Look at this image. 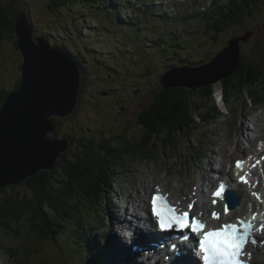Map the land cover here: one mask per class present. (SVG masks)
<instances>
[{
	"label": "rangeland",
	"instance_id": "obj_1",
	"mask_svg": "<svg viewBox=\"0 0 264 264\" xmlns=\"http://www.w3.org/2000/svg\"><path fill=\"white\" fill-rule=\"evenodd\" d=\"M21 3H18V5L25 6L27 10V14L29 15L31 19V23L34 27V33L37 35H45L48 37L50 43L54 44H62L61 41H70L74 43L73 39L68 38V32H67V26L70 25L69 32L75 33V39L80 34H82V29H78L75 26H73V21L77 17L86 19L84 17V13L77 12L76 7L74 5L79 4L81 0H68L65 2L67 4V8L64 9V12H60L58 7H54L53 9L50 8L48 5L52 3L50 0H19ZM227 0H222V3H225ZM98 4L100 6L102 5V1L100 2L97 0ZM87 4H91L90 2H86ZM85 3V4H86ZM130 3V4H129ZM53 4V3H52ZM212 7H216L215 4L212 1ZM17 5V6H18ZM258 5H260V8L258 10L256 9V6H253V13L255 15L254 18H250L247 21H244V24L241 25H233L230 28H227L226 31L222 34H220L218 41L216 43L211 42L210 44V51L208 53L209 59L213 57L215 54H217L224 46L229 47V42L234 38L232 36L239 35L244 32H246L248 29L253 30L258 28L261 30L264 34V0H259ZM131 7L130 0H111L110 1V8L111 10L116 14L119 15L120 13L127 12ZM224 10V9H223ZM138 12L141 13V20L140 22L138 18H136L135 22H130L125 25H122L119 23L117 18L112 15L110 16L106 11H97L100 19L102 20V24H107L110 31H105V27L102 29H94L96 32L102 34L98 35L97 37L92 34L88 33L87 35H83V43L85 46L87 44L95 43L97 44L95 47V55H93L89 62H85L87 66L88 71V83L86 92L83 95V103H86L83 108L80 110L78 109L77 112L73 117H68L62 120L60 130L58 131L57 135L59 137L64 136L66 134L74 135L75 137H79L81 134L86 135L87 137L90 136L92 138V145L93 147L99 146V143L106 141L105 138H108L109 140L112 139L116 142H114L115 146H129V143H133L135 139H140L144 135V131L141 134L135 133L140 132L141 128H136L134 126V122L139 121L138 115L140 117L141 114H143L141 111L145 110L149 102H154L155 96H156V86H160L158 75L164 70L165 68V61L166 57L167 62H180L182 57L185 54H196L200 51H202L201 55H196V59L198 60V57L201 59L205 57L206 48H209V43H205L207 45H197L200 43V39L203 37L202 35V27L206 24V21L204 20H197V21H188L184 26H182V30H187L188 39H191V42H184L182 39H176L175 34L172 33V26L169 28H165L162 25L163 30H160L161 27H157L158 25H161L157 21L152 20V14L151 10L146 9H137ZM246 12H249L247 9ZM258 13V14H257ZM154 15H159L157 13H154ZM132 19V18H130ZM73 20V21H72ZM258 20V25H257ZM108 21L109 24L106 22ZM98 23V22H97ZM79 24V23H78ZM87 24H92V21H88ZM120 26L121 29L118 26ZM80 26V25H79ZM128 27H131V29H128ZM84 28V27H83ZM12 29V27H11ZM10 29V30H11ZM193 35L196 34L195 37L189 36V32H193ZM183 34H186V32H183ZM181 34V37H184V35ZM35 35V36H37ZM63 35L66 37L63 38ZM186 35V36H187ZM212 34H209L211 36ZM162 36L165 37V42H160L156 39L161 38ZM74 38V36H72ZM98 37H101L100 39ZM97 38V39H96ZM18 40L15 39H8L3 38L0 40V82L10 77L12 74H16L17 78L21 77V71H19L20 64L22 63L23 56L19 50V48L16 45V42ZM64 46L71 48V50L75 51V53L81 57H87L89 58L92 53L88 52V50L84 46L80 45H72L65 43ZM200 49H199V48ZM246 46L243 44L242 49ZM103 52H101L100 50ZM256 52H259V55L257 59L255 58V55H252L251 57L256 60L259 64L262 63V59L264 57V36L260 37L256 40L254 48ZM19 50V51H18ZM167 50L170 52L166 54ZM106 53V54H104ZM166 54V56H165ZM117 55V56H116ZM95 58V60H94ZM108 60V61H107ZM109 62H112L110 66L113 68V72L108 67ZM139 68V69H137ZM144 70H141V69ZM136 70L139 72V74L136 76L137 81L140 82L143 86V90H141L137 96L132 95V92L136 90L135 88V82L132 81L129 83V92L127 91V80L131 77H124V75L127 74H133V79L136 75ZM147 70V71H145ZM151 70V71H149ZM109 73V74H108ZM116 75L117 78H114ZM122 75V76H121ZM110 77V78H107ZM99 78H103L107 81H104V83H100L98 81ZM129 79V80H131ZM125 82V83H124ZM10 88V86H7ZM4 83L0 84V94H8L12 91V89H8ZM14 87V86H12ZM104 87L106 89L110 88H119L120 95L122 98H124L126 94V98L124 100H120L117 95H111V97L108 98V100L111 102V106L116 108L117 110H114L109 106V103L103 99L100 93L104 90ZM161 87V86H160ZM220 85L217 83L214 85V90L216 93L220 90ZM131 92V94H130ZM129 93V94H128ZM127 97L129 99H127ZM135 99V100H134ZM6 100H8V95ZM103 100V101H102ZM217 105L219 106V102L215 99ZM211 103L214 105L213 100ZM200 104V103H199ZM246 105V106H245ZM5 106V105H4ZM3 107H0V115L3 110ZM235 107V108H234ZM249 105L245 104H237V102H233L230 106L225 105V107L222 108V112L224 113L223 116H219V118L213 123V128L215 129V134L211 137V144L212 149L211 152L207 154L208 157H203L201 161L204 163V167L200 168L198 170V175L207 172L208 168L211 167L210 163L213 162L215 166H218V163L222 158H225V161H222L220 163V166L222 164H225L227 162V158L229 157L228 151L229 147L230 150H232V156L230 154V160L233 159V157L236 156V158L242 156V152L239 151V148L237 146V149L233 148V143H231L230 138L235 140L234 134L229 131L226 127V121H232L234 126H237L242 123L245 116V122L249 126V130L253 132L251 133V137L257 133H264V108H258L254 109L256 110L255 113L252 114L253 108H250L248 110ZM238 111L243 110V114H235L232 116V111ZM121 111H123V116H120ZM199 119V118H198ZM50 120L52 123H54L52 116L50 117ZM119 121H127L124 123H119ZM255 121V124L252 128V123ZM203 122H211V119H208L207 121L200 120L199 126H205L208 124H203ZM87 127V129H85ZM124 134V141L122 142V139H118L121 134L118 132H121V130H128ZM134 130H132V129ZM206 127L205 129H207ZM103 130V131H102ZM262 130V131H261ZM227 132V134H226ZM114 134V135H112ZM185 134L179 133L175 138L172 139L171 142H165V143H158L156 146H152L151 150L152 152H156L161 146L163 148L161 150H158L156 153V157L152 159V161H149L147 164H144L142 159L136 161V170L133 172H127L126 170H117L115 172H112V181H106L105 187H103L105 190H107L111 196H113V202L110 203V205H107L108 207L101 206L99 207L102 209V213H104L108 218L109 215L105 213V211L108 212V208L115 209V213H117V207H122L121 205L127 206L130 204V202H134L137 200L135 197H137V188L141 186L140 184L144 183L148 185L149 181H152V185L157 184L163 174L165 173V168L170 166L172 164V161H175V158L171 159L170 161L162 162V160H166V157L172 154V152L175 150L177 153L179 151L184 150V152L188 153L190 150L194 153V151L197 150V148L200 151V147L198 145L200 138H206V136L200 137V132L198 134L193 135L190 138L184 137ZM108 136V137H107ZM117 136V137H115ZM227 136H229V141L227 140ZM101 138L103 140H101ZM206 138V140H208ZM251 139V138H250ZM79 138L76 139L78 142ZM180 141V144H177L175 146V149H171L169 145L177 143ZM229 143V147L225 143ZM256 138H253L251 140V144L253 145L256 143ZM225 142V143H224ZM240 142V141H239ZM224 143V144H223ZM240 144H242L240 142ZM239 144V146H240ZM197 145V147H196ZM221 145H222V151H221ZM244 145V143H243ZM255 145V144H254ZM148 148V147H145ZM81 150L85 151V148H81ZM78 151V148H76L75 152ZM237 151V152H236ZM230 152V151H229ZM145 152L144 154H146ZM74 153L69 152V155L71 156ZM260 155V154H259ZM109 157H111L109 155ZM115 164L116 161H113ZM165 165V167H164ZM219 166V167H220ZM217 167V168H219ZM212 171H216L215 167L211 168ZM210 169V171H211ZM52 170H55L53 168ZM211 171V172H212ZM178 176V171L175 173V176ZM57 176H61V174H57ZM218 176V173L216 172V177ZM171 177V176H170ZM216 177H211L210 179H215ZM58 180H61L59 178H52L51 184L52 186L54 184H59ZM186 180V179H185ZM189 181V189H191V186L194 181V177H190L188 179ZM68 182L64 181V190L60 191L57 188V191H59L62 194L63 197V206H61L62 211H66L70 214V218L68 219L69 222L73 223V216L74 210L73 206L76 204V201L73 200V197L69 195V190L66 188ZM85 193L87 194L91 189L92 186L85 185ZM185 191H189L185 189ZM115 201V203H114ZM145 199L142 200L139 204H134L136 208L141 209L139 206H144L146 208ZM121 205H118V204ZM48 205V202L45 203V206ZM48 207V206H47ZM126 213H136V208H132L129 210V207H122ZM105 209V210H104ZM129 210V211H128ZM58 213H60L59 210H57ZM51 214L55 215V213L50 212ZM125 213V214H126ZM124 214V217H125ZM26 216H32V214H29L26 211ZM58 220L59 218H65L68 214L61 216L58 214ZM90 218L92 220L97 219V215L95 213H89L86 215V218ZM129 217V215L127 216ZM107 218V219H108ZM28 217L24 218L23 220H20L18 222L17 231L24 235L27 239V241L30 240V237H33L31 242H29V247L31 248V253L33 254V260L36 263L39 264H76V260H82L78 259L77 254L74 252L75 248V242H71L69 240L68 234L64 235L63 233V224H60L59 230L60 232L57 233H49L47 232V235L45 232H41V227L43 218L37 217L33 220L28 221ZM51 219L53 222L57 221L53 216H51ZM28 223V224H27ZM3 230V229H1ZM7 231V230H5ZM28 231V234H27ZM14 235L15 232H12ZM62 234V235H61ZM110 234V233H109ZM118 237L119 233L115 232L113 235ZM1 235V231H0ZM60 235V236H59ZM111 235V234H110ZM18 236V235H17ZM30 236V237H29ZM74 237V236H73ZM6 238L7 246L6 249H3L2 246H0V264H10L11 259L8 255L7 248L10 246H18L20 245L21 239L19 237L14 238L11 236H4ZM73 240V239H72ZM74 244V245H73ZM1 245V244H0ZM263 245V244H262ZM263 248V247H262ZM25 249L29 255V249L27 246H25ZM112 250V249H111ZM113 251H117V249H114ZM21 252V251H20ZM262 259V256L256 252L255 253V260H257V264L260 263V260ZM2 261V262H1ZM112 261V259H111ZM113 262V261H112ZM12 264H16L13 262ZM35 264V263H32Z\"/></svg>",
	"mask_w": 264,
	"mask_h": 264
},
{
	"label": "trees",
	"instance_id": "obj_2",
	"mask_svg": "<svg viewBox=\"0 0 264 264\" xmlns=\"http://www.w3.org/2000/svg\"><path fill=\"white\" fill-rule=\"evenodd\" d=\"M53 1L55 5L52 3L48 5L52 9L62 5L67 0ZM83 1L90 2L91 0ZM258 2L259 0H231L226 5H223L220 1L217 2L216 0V7H212L207 13L209 15L207 19L209 23L202 28V35L209 42L207 56L210 51L211 42L216 43L220 34L224 33L227 28L232 27L234 23H243L246 16L244 13L247 10L245 7L249 10L247 13L249 18L255 17L253 6H256L258 10L260 8ZM18 3H21V1L0 0V39L5 37L18 40L16 42L17 47L21 40L19 34H17L19 31L15 16L18 10ZM118 27L120 28V26ZM128 29H131V27H128ZM120 30L124 31L121 28ZM252 31V37L243 43L246 47L243 49L241 47V57L238 65L219 84L228 105L234 101L242 100L245 101V104L249 105L248 110L250 108H257V106L258 108L264 106V57L260 64L251 57L255 55L257 59L259 52H256L253 48L256 40L264 36V34L257 28H253ZM183 32L181 33L183 34ZM193 33L195 31L189 32V36L195 37L196 34L193 35ZM209 34L212 35L209 36ZM183 35L186 36L187 33ZM56 45L62 47L59 44ZM19 71H21V75L23 76L21 64ZM208 73L211 74V69ZM22 76L17 78L16 74H12L5 80L3 78L0 84L4 83L6 87L10 86V88H7L12 89V91L17 90L21 87ZM124 77H131V74L126 73ZM129 79L126 81L127 83L130 81ZM98 81L104 83L107 80L99 78ZM186 82H194V80L187 79ZM155 89L156 96L154 102H149L146 109L141 111L143 114L140 117L138 115L139 121L134 122L136 128H141L145 132L144 141L138 143L134 141V143H131L130 149L126 147L123 153L115 155L110 152L112 144L109 141H103L99 143V146L93 147L90 139L82 137L77 142L76 139L78 136L73 137V144L68 146L55 162V170L52 171L47 167L46 169L39 170L36 174L27 176L21 184L0 186L1 233L3 230H7L3 231V233L11 235L10 230H17L19 228L18 222L27 217L29 218L28 221H34L35 218L42 217L43 226L41 229L49 233H56L60 225L50 219L44 206L48 202V206L55 207L59 210L61 216L68 214L61 209V206H63V197L57 191V188L60 191L64 190V181L68 182L66 188L69 190V195L76 201V204L73 206V210L76 211L78 201L83 202L84 198L93 199L100 196L106 181H112V170L108 166L110 161L109 155H112L117 160L116 166H118L120 163L122 164L126 161V155H132L140 147H143L144 144L153 141L152 135H155L158 140L161 138L166 140L168 137L172 138L174 133L177 132L175 130L178 129L181 133L184 130L183 134L190 136L192 131L200 128L197 120L198 117L202 121L211 119L210 124H212L220 115L222 116V111L214 101L213 93L216 90H214V84H206L197 88H193L191 85L168 87L165 84L163 87L156 86ZM104 91H107L110 95L121 96L119 88L106 89L104 87ZM7 95L0 94V107L6 104ZM212 100L214 105L211 103ZM208 105H211L210 109L207 108ZM57 132L53 136H56ZM82 147L85 148V151L81 150ZM76 148H78L77 152H75ZM69 152L74 154L70 156ZM115 170L116 167L113 171ZM57 174H61L62 177L57 176ZM54 176L61 180H58L59 184L52 186L51 181ZM85 185L92 186V189L87 194L84 189ZM7 187H10L11 190ZM26 211L32 214V216H26ZM17 235V237L20 236V234ZM93 240H97L95 236ZM106 248H108V245H103L102 249L104 251H106ZM28 249L31 254V248L29 247ZM10 254L19 259L28 260L30 258L26 250L19 252V250L13 249ZM84 259L88 264H92L87 254ZM22 264H27V262Z\"/></svg>",
	"mask_w": 264,
	"mask_h": 264
},
{
	"label": "water",
	"instance_id": "obj_3",
	"mask_svg": "<svg viewBox=\"0 0 264 264\" xmlns=\"http://www.w3.org/2000/svg\"><path fill=\"white\" fill-rule=\"evenodd\" d=\"M15 16L21 39L18 48L23 56V78L19 90L8 94L0 115V186L21 184L27 176L41 169L55 168V162L70 140L49 137L56 129L50 117L52 114L67 117L73 113L82 86L81 63L66 50L49 46L47 37H36L35 42L22 5H18ZM252 35L253 31L248 29L244 35L234 37L230 46L224 47L209 64L189 70L186 76H177L176 69L166 73L163 83L168 87L191 85L193 88L220 83L236 68L241 43ZM187 79L194 82H186ZM214 97L222 111L228 105L225 96L216 93ZM235 114L241 115L243 110H233L232 115ZM228 199L233 206L240 203V196L234 190L228 191Z\"/></svg>",
	"mask_w": 264,
	"mask_h": 264
},
{
	"label": "bare ground",
	"instance_id": "obj_4",
	"mask_svg": "<svg viewBox=\"0 0 264 264\" xmlns=\"http://www.w3.org/2000/svg\"><path fill=\"white\" fill-rule=\"evenodd\" d=\"M213 3L216 6V0L213 1ZM28 17H29V15H28ZM29 19H30V17H29ZM43 36L45 38V35H43ZM48 44H49V46H54L56 48H59L60 50H66L65 47H60V46H57L55 44L53 45L52 43H48ZM222 52H223V50H220L218 53H222ZM131 77H133V74H131ZM217 92L220 93L219 91H217ZM54 116H56V115L52 114V117H54ZM251 140H253V138L250 139V144H251ZM239 144H240V142L238 141V143H237L238 148H240V151L242 152V150L245 149V148L242 146V144H240V146H239ZM254 144L253 145L251 144V147H252L251 152L254 155H259L260 153H259L258 148H257V141ZM227 151H228V155H230V152H229L230 149L229 150L227 149ZM215 170L216 171H212V169H211L212 172H217L218 173L217 177L229 178L231 180L234 177L233 173H232V169H228L226 162H225V164H222L219 168H216ZM217 177L215 179H211L210 183L214 182L217 179ZM231 185H232L233 188H237L239 190H242L244 192V195H245V198H244V201L242 202V205L239 206L238 209H236V211H240V215L248 214V212H249V204H250V206H252L256 210L258 208H261V207L263 208L264 205H261V201L258 198L259 193H258L257 189L255 188L254 183L251 184V186L248 189V191H247V189L245 188L244 185L240 184L237 181V179H233L231 181ZM15 186H17V185H15ZM167 186H168V188L166 189V191H170L171 192L172 190L175 189V186L171 182H169ZM10 190H11V188H10ZM190 193H191V191H185V187L180 186L178 189H175L174 197H177V200H184V197L188 196V194H190ZM139 207H141V210H143V213L140 214V216H139L140 219L144 220L146 218H150V213L147 210V208H145L142 205L139 206ZM208 208H209V200H208V198H204L203 202H199L198 203L197 209L198 210H203L204 214L208 213ZM125 213H126V211H124L122 207H117V213H115V209L110 208V214H111V217H112L113 221H112V230L110 231L111 235L110 234L109 235L113 239V243L108 245V248H106L105 252L107 253L108 258L110 260L112 259L114 264H144L142 259H141V253L138 252V251H134L131 248L132 241L130 239H127V237H126V235H127L126 232L128 230H131V224H130V221L127 218L124 217ZM142 228L145 231V227H142ZM115 232L119 233L118 237L116 236V234L113 235V233H115ZM2 233H3V231H2ZM73 236H74V241L77 244V247L75 248L74 252L77 254V258L84 259L85 256H86L85 250H84L83 246L81 245L79 239L77 238V235H73ZM144 236H145V239H147V234H144ZM95 237H96V239H98V236L95 235ZM127 240L129 242L128 245H127ZM106 242H109V240H107ZM146 244L152 246V241H151L150 236H148V240H146ZM102 247H103V245H97V248L102 249ZM114 249H117V251H113ZM189 251L191 252L192 248H190ZM257 252L262 256V259L260 260L259 264H264V247L259 249ZM32 263L39 264V263H36L33 260V258L29 262H27V264H32ZM157 264H163V262H160V263H157Z\"/></svg>",
	"mask_w": 264,
	"mask_h": 264
},
{
	"label": "snow or ice",
	"instance_id": "obj_5",
	"mask_svg": "<svg viewBox=\"0 0 264 264\" xmlns=\"http://www.w3.org/2000/svg\"><path fill=\"white\" fill-rule=\"evenodd\" d=\"M237 167H242L243 162L237 161ZM242 181L244 178H241ZM224 185H220L221 191L217 192V196L223 195ZM163 199L161 196H154L152 204L154 207L157 224L160 229H184L185 227L191 228L194 232L199 233L205 229V224L201 219H195L194 222H189L188 213L182 211L175 204H171L161 210L157 206V201ZM191 208V205H189ZM214 218L219 219V216L213 214ZM252 228L251 224H244V231L241 232L240 228L235 223H224L221 227L213 230L204 231L202 239L199 240V248L203 251L202 259L205 264H244L241 257L245 254L244 249L248 243L249 229ZM183 240L188 239V234H184ZM196 238L193 237V241ZM252 244H256L257 240L253 239ZM250 255V254H249Z\"/></svg>",
	"mask_w": 264,
	"mask_h": 264
},
{
	"label": "clouds",
	"instance_id": "obj_6",
	"mask_svg": "<svg viewBox=\"0 0 264 264\" xmlns=\"http://www.w3.org/2000/svg\"><path fill=\"white\" fill-rule=\"evenodd\" d=\"M68 1V0H67ZM67 1H64V6L65 8H67V4H65V2ZM28 10V9H27ZM103 27H105V31H110V29L108 27H106L105 25H103ZM64 46V44H62ZM66 51L68 53H71V51L66 47L64 46ZM58 49V48H57ZM74 57L81 63V70H82V86H81V91L82 90H85L87 88V83H88V71H87V66H86V60L85 59H81L79 57H77V55L74 54ZM22 76V75H21ZM23 77V76H22ZM20 88V87H19ZM19 88L17 90H19ZM17 90H13L12 92L14 91H17ZM81 91H80V95H81ZM11 93V92H10ZM80 95H79V99H80ZM78 109L74 110L73 113L69 114V116L67 117H58L57 115L52 117L54 123L56 124V129L54 132L50 133L49 134V137L50 138H59L60 140L62 139H65V138H69L70 142H69V146H71V144L73 143V137H75L74 135H71V134H66L64 136H61L59 137L58 135L56 136H53V134L56 132V131H59L60 130V126H61V123H62V120L65 119V118H68V117H73L75 115V113L77 112ZM56 118V119H55ZM59 128V130H58ZM85 129H87V127H85ZM58 133V132H57ZM82 137H86L88 139H90V137H87L86 135L84 134H81L78 138H82ZM61 155V154H60ZM113 174V173H112ZM5 231V230H4ZM11 231V230H10ZM13 231H16L17 234H19V232L17 230H13Z\"/></svg>",
	"mask_w": 264,
	"mask_h": 264
},
{
	"label": "flooded vegetation",
	"instance_id": "obj_7",
	"mask_svg": "<svg viewBox=\"0 0 264 264\" xmlns=\"http://www.w3.org/2000/svg\"><path fill=\"white\" fill-rule=\"evenodd\" d=\"M62 47H64V46L62 45ZM175 131H177V132H181V131H180V130H178V129H177V130H175ZM182 132H184V130H183Z\"/></svg>",
	"mask_w": 264,
	"mask_h": 264
}]
</instances>
